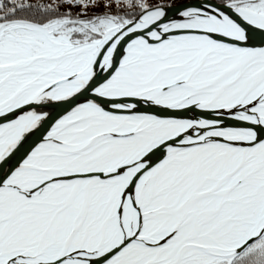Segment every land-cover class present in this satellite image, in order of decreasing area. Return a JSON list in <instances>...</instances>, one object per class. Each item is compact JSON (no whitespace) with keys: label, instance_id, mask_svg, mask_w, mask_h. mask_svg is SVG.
Masks as SVG:
<instances>
[{"label":"snow or ice","instance_id":"6c2138e0","mask_svg":"<svg viewBox=\"0 0 264 264\" xmlns=\"http://www.w3.org/2000/svg\"><path fill=\"white\" fill-rule=\"evenodd\" d=\"M0 264H264V0H0Z\"/></svg>","mask_w":264,"mask_h":264},{"label":"water","instance_id":"95a60500","mask_svg":"<svg viewBox=\"0 0 264 264\" xmlns=\"http://www.w3.org/2000/svg\"><path fill=\"white\" fill-rule=\"evenodd\" d=\"M65 107H66V103H65ZM49 108H52L51 110H48ZM47 110L51 113L53 111H58L60 112V114H63L64 112V108L63 107H59V108H55V107H48Z\"/></svg>","mask_w":264,"mask_h":264},{"label":"trees","instance_id":"16d2710c","mask_svg":"<svg viewBox=\"0 0 264 264\" xmlns=\"http://www.w3.org/2000/svg\"><path fill=\"white\" fill-rule=\"evenodd\" d=\"M169 2H171V3H180V2H182V0H169Z\"/></svg>","mask_w":264,"mask_h":264},{"label":"bare ground","instance_id":"6f19581e","mask_svg":"<svg viewBox=\"0 0 264 264\" xmlns=\"http://www.w3.org/2000/svg\"><path fill=\"white\" fill-rule=\"evenodd\" d=\"M48 108V107H47ZM47 108H44V109H42L43 111H48V110H51L52 108H49L48 110H47ZM49 112V111H48Z\"/></svg>","mask_w":264,"mask_h":264}]
</instances>
